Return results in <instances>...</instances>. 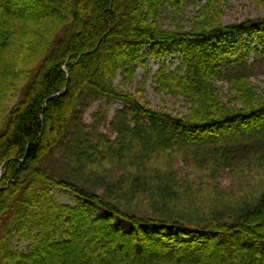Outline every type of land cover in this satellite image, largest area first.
<instances>
[{
    "label": "trees",
    "instance_id": "obj_1",
    "mask_svg": "<svg viewBox=\"0 0 264 264\" xmlns=\"http://www.w3.org/2000/svg\"><path fill=\"white\" fill-rule=\"evenodd\" d=\"M189 1L0 0V264H264V190L253 205L225 213L201 211L192 198L191 208H170L180 199L162 195L165 207L141 216L123 206L122 196L100 195L47 167L86 94L128 105L114 126L128 110L147 118L148 126L119 127L121 135L157 147L178 141L170 140L172 130L194 144L204 134L233 126L250 132L264 123V88L251 80L248 55L238 56L227 42L234 33L264 32V16L224 25L231 0H199L187 27L178 15ZM168 9L171 30L161 23ZM158 47L160 56L174 48L181 63L172 68L162 60L152 87L182 96L190 104L186 114L154 109L145 96ZM77 140L70 154L88 168L101 162L99 150L114 146ZM163 183L158 189L178 188ZM60 188L76 202L60 201Z\"/></svg>",
    "mask_w": 264,
    "mask_h": 264
},
{
    "label": "rangeland",
    "instance_id": "obj_2",
    "mask_svg": "<svg viewBox=\"0 0 264 264\" xmlns=\"http://www.w3.org/2000/svg\"><path fill=\"white\" fill-rule=\"evenodd\" d=\"M197 4L199 0H195V3L189 1L184 12L178 15V20L187 27L199 9ZM263 16L264 3L261 0H231L225 8L222 22L224 25H232ZM161 23L166 29H174L169 9L163 11ZM227 42L235 47L238 56L248 55L251 80L261 91L264 88V32L234 33L227 38ZM152 49V45L146 47V51ZM174 50L168 47L162 56L161 48L154 50L145 96L152 108L182 115L190 107L182 96L159 94L152 87L153 76L162 60L171 64L172 68L181 63L179 53ZM143 74L144 69L140 67L136 82L142 80ZM120 81L121 77H118L117 83ZM218 86H222V93L227 90L225 83L218 82ZM128 90L134 92L135 87ZM125 108L128 105L120 99L84 95L79 106L78 121L71 128L65 142L54 148L48 156V169L58 177L68 178L100 195L122 196L119 198L123 206L130 205V212L141 216L152 215L155 209L162 208L163 205L159 204L162 195L170 196L171 200L180 199L170 202V208L172 205L177 209L191 208L189 201L192 198L197 202L194 206L201 211L222 210L225 213L234 205H253L264 190V123L250 132L233 126L225 132L204 134L199 136L203 139L194 144L182 141L181 134L172 130L170 140L178 138V141L166 148L165 143L157 147L153 144L154 140L148 142L133 133L121 135L125 130L119 127L126 124L130 127L150 124L147 118L136 117L128 110L127 116L114 126L118 112ZM86 137L93 144H98L100 139L114 144L111 150L98 151L101 162L97 161L94 167L90 166L93 169L84 167L70 154L71 146L79 143L77 139ZM72 165L81 169H74ZM157 174L158 178L155 179ZM163 182H171V186L176 184L178 188L158 189L159 184L164 185ZM55 193L62 202L74 204L77 200L67 189L60 188Z\"/></svg>",
    "mask_w": 264,
    "mask_h": 264
}]
</instances>
